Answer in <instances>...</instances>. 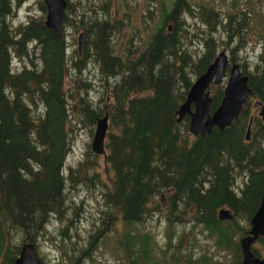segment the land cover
Returning a JSON list of instances; mask_svg holds the SVG:
<instances>
[{
  "label": "trees",
  "instance_id": "obj_1",
  "mask_svg": "<svg viewBox=\"0 0 264 264\" xmlns=\"http://www.w3.org/2000/svg\"><path fill=\"white\" fill-rule=\"evenodd\" d=\"M26 1L0 0V264H15L25 241L37 245L52 216H68V209L82 208L84 198L78 203L67 194L68 187L81 184L100 190L103 206L114 210H106L103 221L108 216L112 227L120 220L123 224L121 234L108 242L114 243L118 263L123 255L126 264H169V259L174 264H229L206 252L198 257L185 252L184 234L172 245L178 222L192 219L207 229L218 247L234 253V264H240L241 238L249 233L264 193L262 116L254 115L251 138L246 137L253 115L250 100L264 103V29L259 30L260 62L253 69L238 61L237 55L245 47L246 33L254 29L252 17L264 19L263 0L257 4L226 0L234 9L225 15L205 3L164 1L155 31L136 56L131 49L122 54L114 50L113 38L123 22L112 19L109 1L87 3L88 9L79 13L84 49L76 55L68 52L65 36L75 2L68 0L64 34H59L41 16L31 15L15 24V6ZM39 5L47 11L44 0ZM99 7L100 17L86 14L96 13ZM186 13L206 24L201 51H193L186 40L189 29L182 18ZM220 28L236 41L231 61L239 62L249 74L255 93L232 124L195 136L189 129L190 115L179 121L177 111L194 79L217 56L220 44L213 33ZM14 60L22 62V67L16 68ZM89 62L97 63L104 82L96 98L89 94L94 80L85 74ZM222 84L209 87H216L212 111L223 97ZM106 114L108 180L94 171L97 158L69 165L66 173L74 126L84 120L97 126ZM239 175L243 185L237 191ZM223 207L233 211L232 219L219 217ZM157 210L165 212L168 222L166 246L147 229ZM103 227L89 232L90 246L84 253L102 235ZM64 231L63 239L80 237L77 226L75 234ZM259 239L264 241V235ZM252 248L262 255L254 243ZM80 257L73 252L71 263L81 264Z\"/></svg>",
  "mask_w": 264,
  "mask_h": 264
},
{
  "label": "rangeland",
  "instance_id": "obj_2",
  "mask_svg": "<svg viewBox=\"0 0 264 264\" xmlns=\"http://www.w3.org/2000/svg\"><path fill=\"white\" fill-rule=\"evenodd\" d=\"M75 6L72 11H70L69 23L66 25V41L68 44V52L77 54L79 49V35L84 31L82 22L77 18L79 13L83 10H87L89 4H99L105 0H82L81 4L78 0H73ZM109 1L108 5L111 10L112 19H122L123 22L121 31L117 32L113 38L115 44L114 50L116 53L130 52V49L134 51V56L139 54V51L142 50L146 45V41L149 40L151 34L155 31L157 22L161 17V8L163 2H167L172 5L173 0H106ZM194 6L205 3L212 5L221 9L222 14H227L230 10L234 8L231 7L230 3L226 0H191ZM259 0H255L257 4ZM103 4V3H102ZM262 7L264 9V0ZM15 14L12 17V20L15 24H18L24 20L28 19V16L35 15L45 17L47 11H42L39 5V0H27L20 6H15ZM101 7L97 9V12L88 11L86 14L89 15H100L103 14ZM183 25L187 27L188 33L186 36L187 41H191L193 48L192 50L201 51L203 45V36L207 35L204 33L206 31V24L202 23L198 16H193L190 13H186L182 16ZM171 25V22L169 23ZM251 26L254 29H249L246 33V42L245 47L239 49V55H237V60L242 63H248V66L253 69L255 64L260 61V52L263 50L262 42L259 37L260 28L264 29V19L260 15L253 16L251 19ZM171 28V26H170ZM256 28V29H255ZM219 41L218 51L225 50L228 55H233V48L236 44V41L232 42L225 33L221 31V28L218 32L213 33ZM248 41V42H247ZM224 43H227L225 45ZM84 45V41H83ZM244 45V42H243ZM132 47V48H131ZM84 47H82V50ZM218 52V53H219ZM132 53V52H131ZM39 61L38 58H35ZM26 61L29 65L32 63L26 58ZM71 61V58H70ZM40 62V61H39ZM97 62V61H96ZM95 65L93 62H89L86 68L85 74L92 78L94 81V88H92L89 94L96 98L100 94V87H103V80L100 81V72L97 68V63ZM14 66L16 68L22 67V62L14 60ZM228 75V74H227ZM197 78V77H196ZM194 79V81L196 80ZM228 80V76L224 79L223 84L221 85L224 89ZM211 94L213 95L216 91V87L210 89ZM256 99L253 98L250 101L249 107L253 115L261 117V106H256L254 103ZM84 116V114H83ZM263 120V118H262ZM97 125V124H95ZM96 126L92 125L89 120H84V122H78L73 130V143L72 148L66 158L65 171L68 172L69 165H78L82 160L86 161L89 159V162L97 158L98 165L95 166L94 171H99L100 175L104 177L105 180H108L109 173L106 170L105 157L103 154L96 153L92 148V141L94 138V133ZM191 132V131H190ZM192 133V132H191ZM264 142V141H263ZM87 149L90 150L91 155L87 157ZM238 176L235 189L240 191L243 181ZM100 190L89 188L86 185H79L77 187H68L67 194H70L75 200V202H80L81 198H84V203L82 208H76V211L67 210L68 216L66 213L61 215L56 214L57 216H52L49 221L46 229L42 234L37 238V249L40 257L44 260L45 264H73L71 263L72 253H76L80 257L81 264H126V260L121 256V260L118 263L116 260L112 248L114 246L109 244V241L117 238L121 234L123 224L121 220L115 225L111 226L108 218L103 221V215L106 210L112 213L114 210L112 207L102 203L104 196H101L99 193ZM88 196V197H87ZM165 201V200H164ZM165 204V202H164ZM228 208V207H226ZM103 209V210H102ZM166 208H164L165 210ZM166 211V210H165ZM190 214L191 211L187 210ZM164 211L157 210L153 213V218L147 222V229L151 231L155 240L159 242L161 246H166L168 243V222ZM70 216V217H69ZM244 223V221L241 219ZM75 226L78 227L80 237L68 236L63 239L64 229L68 233L75 234ZM104 226L101 228L102 235L97 239L93 244L94 246L101 240V244L98 247H90V249L84 253V251L89 248L91 235L90 231ZM109 227V228H108ZM178 229L175 231L173 237L172 245L180 242L181 235L187 237V245L185 247V252L190 250L195 257H198L200 254L206 252L211 254L215 259H222L227 261L229 264H234V253L229 252L223 248L218 247L215 244V240L208 235V231L200 223H195L192 219L184 220L183 222H178L176 225ZM112 246V247H111ZM254 247L262 252L264 256V241L256 240L254 242ZM73 248V249H72ZM85 248V249H84ZM121 251V250H120ZM86 256V257H85ZM164 260L167 258L162 257ZM169 264H174L173 259H169ZM182 264V263H181Z\"/></svg>",
  "mask_w": 264,
  "mask_h": 264
},
{
  "label": "water",
  "instance_id": "obj_3",
  "mask_svg": "<svg viewBox=\"0 0 264 264\" xmlns=\"http://www.w3.org/2000/svg\"><path fill=\"white\" fill-rule=\"evenodd\" d=\"M47 6L45 23L59 34H64V17L68 0H44ZM84 32L79 35V49L82 50ZM228 74V75H227ZM228 76L224 88V94L219 105L212 111L213 95L209 87L211 84H220ZM255 93L250 86L249 74L246 73L239 62L231 61L225 50L220 51L207 69L193 82L186 99L181 103L177 113L178 120L190 115L189 129L193 135H206L215 126L224 128L240 115L248 99ZM256 105H261V113L264 116V103L257 99ZM264 118V117H263ZM109 116L106 114L100 118L92 148L96 153L103 154L106 160V137L109 128ZM251 123L247 129V139L251 138ZM219 217L232 219L234 213L230 208L223 207L219 210ZM264 235V193L261 203L251 219V227L248 234L241 238L243 258L240 264H264V256L257 255L252 245ZM15 264H45L40 257L36 243L25 241L22 245Z\"/></svg>",
  "mask_w": 264,
  "mask_h": 264
},
{
  "label": "flooded vegetation",
  "instance_id": "obj_4",
  "mask_svg": "<svg viewBox=\"0 0 264 264\" xmlns=\"http://www.w3.org/2000/svg\"><path fill=\"white\" fill-rule=\"evenodd\" d=\"M232 62H233V61H232ZM223 81H224V80H223ZM214 84H215V83H214ZM224 88H225V87H224ZM249 99H250V98H249ZM249 99H248V100H249ZM256 100H257V99H256ZM256 100H255V101H256ZM250 101H251V100H250ZM247 102H248V101H247ZM246 104H247V103H246ZM254 104L256 105V103H254ZM256 106H261V105H256ZM243 109H244V108H243ZM241 112H242V111H241ZM261 116H262V118L264 117V116L262 115V113H261ZM238 117H239V116H238ZM238 117H237V118H238ZM237 118H236V119H237ZM253 118H254V115H252V116L250 117V121H251V119H252V122H253ZM263 120H264V118H263ZM252 124H253V123H251V128H252ZM249 125H250V122H249ZM249 125H248V127H249ZM246 135H247V134H246ZM246 137H247V136H246Z\"/></svg>",
  "mask_w": 264,
  "mask_h": 264
}]
</instances>
